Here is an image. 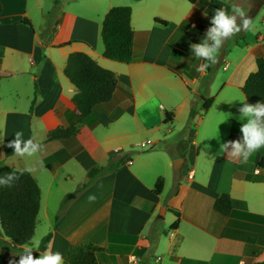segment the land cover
<instances>
[{
	"label": "crops",
	"instance_id": "1",
	"mask_svg": "<svg viewBox=\"0 0 264 264\" xmlns=\"http://www.w3.org/2000/svg\"><path fill=\"white\" fill-rule=\"evenodd\" d=\"M213 8L227 9L216 7L214 0L182 3L173 21L167 13L156 16L168 22L164 28L155 21L151 24L149 17L135 18L134 8L135 60L124 64L105 58L104 49L98 52L92 46V31H101L93 19L98 11L94 1L0 0V163L28 171L37 181L41 189L37 224L41 213L48 222H55L64 197L84 182L90 168L105 165L119 153H129L132 160L131 165L126 162L118 172L98 179L70 204L51 228L46 251H59L64 260L70 248L87 241L109 249L111 264L146 260L152 264L145 260V252L151 243V226L159 222L160 232L150 251L155 263L264 262V168L259 166L264 148L247 163L227 153L218 155L221 143L242 137V103L236 100L246 99L241 88L256 71V60L264 58V32L256 24L258 11H246L252 21L249 30L224 39L220 48L230 40L234 46L223 48L216 61L208 63L210 74L195 72L191 48L184 51L172 41L173 31L184 27L183 36L199 44L198 37L211 26ZM23 19L31 26L20 23ZM237 23H241L239 17ZM69 42L72 44L60 47ZM73 52H85L113 71L119 85L111 102L86 118L75 136L49 141L51 131L74 125L80 118L72 100L77 89L64 74ZM35 84L37 103L30 112ZM211 98L212 105L205 112L203 99ZM169 112L171 118L166 120ZM183 112L187 117L196 114L193 123L197 128L185 140L182 158L177 145L174 154L167 148L174 142L169 135L176 132L166 125H174ZM17 131L23 132V139L33 138L41 144V150L32 155L15 154L8 144ZM149 137L160 149L152 148L153 143L150 150L138 146L151 141ZM135 148H140L138 153ZM177 158L184 160L187 169L176 182L173 161ZM159 178L164 187L157 195L154 188ZM173 180L178 183L174 188ZM222 194L235 202L229 217L214 210V202ZM89 196L95 199L89 200ZM162 207L165 219L170 214L166 225L157 216ZM174 211L180 214V223L171 230ZM37 247L34 253L39 258L42 253ZM12 254H16L13 259ZM19 259L17 252L0 248V264H18Z\"/></svg>",
	"mask_w": 264,
	"mask_h": 264
},
{
	"label": "trees",
	"instance_id": "2",
	"mask_svg": "<svg viewBox=\"0 0 264 264\" xmlns=\"http://www.w3.org/2000/svg\"><path fill=\"white\" fill-rule=\"evenodd\" d=\"M195 4L198 0H187ZM132 8L129 6L112 7L105 15L101 39L103 42V56L109 60L124 64L132 63L134 58L135 31L131 26ZM155 23L167 27L168 22L155 18ZM20 23L31 26L27 19ZM199 40V39H198ZM72 42L60 45H71ZM210 61H206L208 64ZM256 71L251 73L242 86L249 104H255L264 100V58L256 60ZM210 74V68L206 69ZM65 76L77 89L73 96V103L80 113L77 123L67 128L58 127L51 131L49 141L69 139L79 131V126L85 119L103 105L111 102L119 85L117 75L110 70L101 67L96 60L85 52H73L67 58L64 69ZM1 80V76H0ZM38 97V89L35 84V97L31 102L30 112L33 111ZM213 99H203V108L207 112ZM172 113L166 114V120ZM196 114L191 112L189 119L194 120ZM129 153H119L111 156L105 165L93 166L86 174L84 182L74 191L68 193L60 204L55 216V222L63 217L70 204L88 190L98 179L118 172L126 165ZM186 165V164H185ZM264 168V157L259 163ZM12 173L16 179L10 185H0V248L12 250L19 255L23 251V245L31 243L37 228V218L41 208V189L35 178L28 171L14 170L0 163V176ZM7 180V177H4ZM176 183L175 186H177ZM164 181L159 178L155 184L154 193L160 195L163 191ZM235 207L234 200L228 194H222L214 202V210L224 217H229ZM176 221L170 229L179 227L180 214L173 212ZM6 238L8 241L2 239ZM52 239V232L48 233L37 247L39 253L48 249ZM34 258H36L33 252ZM64 264H111L110 251L106 247L91 242H82L67 252ZM264 264V262L258 263Z\"/></svg>",
	"mask_w": 264,
	"mask_h": 264
},
{
	"label": "clouds",
	"instance_id": "3",
	"mask_svg": "<svg viewBox=\"0 0 264 264\" xmlns=\"http://www.w3.org/2000/svg\"><path fill=\"white\" fill-rule=\"evenodd\" d=\"M238 17L241 20L240 24L237 23ZM210 25L204 38L199 44L192 45L191 51L196 58L214 63L223 40L242 30H249L252 21L248 18L244 8L233 3L230 11L225 8L216 9ZM208 67L207 63H202L197 71L204 72ZM236 101L242 103V107L239 109L242 137L236 141L221 143L218 155L227 153L228 156L239 158L242 163H247L255 152L264 148V100L255 104L246 103V99ZM22 137L23 132L17 131L14 139L8 144V147L14 149L15 154L32 155L41 150L42 145L34 142L33 138L25 140ZM5 176L7 180L4 179ZM15 179L16 177L12 173L2 175L0 176V185H10ZM93 199H95L94 196H89V200ZM34 251L36 250L31 243L23 245L18 264H64L63 254L59 251H45L40 254L39 258H34Z\"/></svg>",
	"mask_w": 264,
	"mask_h": 264
},
{
	"label": "rangeland",
	"instance_id": "4",
	"mask_svg": "<svg viewBox=\"0 0 264 264\" xmlns=\"http://www.w3.org/2000/svg\"><path fill=\"white\" fill-rule=\"evenodd\" d=\"M60 2H65V3H71L72 1L74 2H78L79 0H59ZM81 1V0H80ZM97 4L98 7V11L94 14L93 19L95 21L98 22L99 24V28L102 29V24H103V14L105 12H108V7L112 6H129L132 8V10L135 8V18L140 17L141 18H145V17H149V20L151 21V24L154 23L155 18H157L156 16H163L166 15V13L168 14V16L170 18H172L171 20L173 21L174 15L175 13L180 9L182 3H189L187 0H92ZM233 3L238 4L239 6H241L242 8H244L246 11H250L252 9H255L258 11V15H257V27L258 30L264 32V25L262 23V20L264 19V0H214V4L216 5V7H222V6H226L227 10H231V5ZM111 7V8H112ZM214 9V8H213ZM216 10V9H214ZM154 14H160V15H154ZM105 17V16H104ZM170 20V21H171ZM52 22H50L51 25ZM53 24V23H52ZM202 24L199 25L198 29L201 30ZM50 27V26H49ZM164 28V27H163ZM173 28V25L171 26V28H168L166 30H164L161 35L159 36L160 39L164 38L165 35H167L169 33V31H171ZM184 28V27H183ZM183 28L180 29H175L173 31L172 34V41L176 42V44L183 49L184 51L186 50L187 47L191 48L192 42L187 39L186 37L183 36ZM92 38H91V42H92V46L93 48L98 51V52H102V50L104 49L103 47V42L101 39V31L97 34L94 33V31H92ZM204 35H200L198 37V39L201 41L204 38ZM224 43V40L223 42ZM223 45V44H222ZM234 43L233 40H230L226 47H233ZM224 46H222V48L219 49L222 50L223 48H226ZM221 52V51H220ZM216 61V59H215ZM204 63L203 60L199 59V58H194V61L191 65H193L195 67V72H197V68L199 67L200 64ZM205 113L203 112L201 115H204ZM198 121V118H197ZM197 123H193V121H191L189 119V117L186 116V113L183 112L175 121L174 125L173 124H167L166 127H169L171 129H175V134L169 135L170 137H172V139H174L173 143L168 144L167 148H169V150L171 151L172 154H174L175 148L177 147L178 151L180 152V156L185 157V152H186V145L187 143L185 142L188 141L189 138H192L194 131L196 130V125ZM148 139H150L152 141L153 144H155V140L152 139L151 137H149ZM171 139V140H172ZM175 145H177L175 147ZM155 146H157V149H160V146H158V144L154 145L152 148H155ZM151 148L149 147L150 150ZM140 150V148H135L134 151ZM135 153L134 156L137 154ZM133 156V154H132ZM179 158L175 159L173 161V163L178 160ZM187 159V158H186ZM185 164V162L183 163V165ZM187 169V164L182 167V169L180 170H173L176 173V178L175 181L178 178H182L185 175ZM254 179V178H253ZM173 180V188L175 187L176 183ZM172 182V180H171ZM177 182V181H176ZM164 208V207H162ZM161 208V209H162ZM161 209L158 212L157 216L161 215ZM170 215V214H169ZM169 215L168 218L165 219V214L163 216V218L160 220L161 222H163L164 225H166L167 221H169ZM56 222H48L45 216V213H41L40 218L38 220V224H37V229H36V233L35 236L32 240V245L35 247L37 245L40 244L41 240L50 232H52V227ZM159 226L160 223H153L151 226V232H150V239H151V243L149 248L146 250L145 253H147V256H145V260L146 259H150L152 264H159V263H155V261L152 259L151 256V249H153L155 247V240H156V236L157 234L160 232L159 231ZM158 229V231H157ZM87 242V241H86ZM16 256V254H12L9 257L11 259H13ZM147 263V260H146ZM144 261L142 264H146Z\"/></svg>",
	"mask_w": 264,
	"mask_h": 264
},
{
	"label": "water",
	"instance_id": "5",
	"mask_svg": "<svg viewBox=\"0 0 264 264\" xmlns=\"http://www.w3.org/2000/svg\"><path fill=\"white\" fill-rule=\"evenodd\" d=\"M183 162L184 160L182 158H179L178 160H176L174 163H173V168L174 170H179L181 169L182 165H183ZM166 212V209L165 208H162L161 209V216L163 217L164 214Z\"/></svg>",
	"mask_w": 264,
	"mask_h": 264
},
{
	"label": "built area",
	"instance_id": "6",
	"mask_svg": "<svg viewBox=\"0 0 264 264\" xmlns=\"http://www.w3.org/2000/svg\"><path fill=\"white\" fill-rule=\"evenodd\" d=\"M138 146L143 147V148H149V147L152 146V142L151 141H144V142H141ZM126 162L129 165L132 164V160L131 159H128Z\"/></svg>",
	"mask_w": 264,
	"mask_h": 264
}]
</instances>
